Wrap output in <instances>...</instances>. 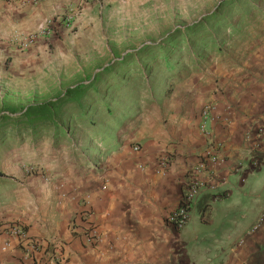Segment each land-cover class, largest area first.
I'll list each match as a JSON object with an SVG mask.
<instances>
[{
    "label": "crops",
    "instance_id": "0c3cea01",
    "mask_svg": "<svg viewBox=\"0 0 264 264\" xmlns=\"http://www.w3.org/2000/svg\"><path fill=\"white\" fill-rule=\"evenodd\" d=\"M79 1L0 0V42L31 35ZM94 9L88 4L82 10L75 19L77 30ZM41 41L33 53L48 48ZM260 50L254 53L257 60L207 61L178 81L175 91L152 97L154 110L140 113L134 123L138 130L130 139L137 143H84L83 157L75 164L57 162L49 175L31 178L23 187L16 180L0 181V225L19 220L29 236L58 240L68 264H264V138L257 137L264 125ZM206 105L226 121L207 122V133L201 130ZM129 115L122 114L121 121ZM214 150L222 161L211 170L217 191L224 193L203 192L188 226L177 232L165 218L179 204L200 157ZM169 153L168 171L158 174V160ZM83 196L91 201L92 221L105 234L94 248L85 247L71 229ZM3 229L0 264H29L21 262L16 243L3 250L8 239Z\"/></svg>",
    "mask_w": 264,
    "mask_h": 264
},
{
    "label": "rangeland",
    "instance_id": "374dc122",
    "mask_svg": "<svg viewBox=\"0 0 264 264\" xmlns=\"http://www.w3.org/2000/svg\"><path fill=\"white\" fill-rule=\"evenodd\" d=\"M106 2L80 0L59 15L78 12L77 19L88 4L95 6L80 29L75 21L74 32L42 40L48 48L38 54L32 51L40 42L26 52L13 40L0 42V118L62 98L76 86L100 83L84 102L92 121L68 105L56 128L34 133L1 126L0 181L16 180L23 187L31 178L49 175L57 162L75 164L84 143H137L130 139L138 130L134 123L140 113L154 110L151 99L159 92L175 91L178 81L207 61L255 60L257 47L264 55V0ZM15 53L29 57L14 61ZM178 64L174 72L168 69ZM106 97L118 103L115 120L101 107ZM133 105L136 110L120 121L124 107Z\"/></svg>",
    "mask_w": 264,
    "mask_h": 264
},
{
    "label": "built area",
    "instance_id": "2783aa9c",
    "mask_svg": "<svg viewBox=\"0 0 264 264\" xmlns=\"http://www.w3.org/2000/svg\"><path fill=\"white\" fill-rule=\"evenodd\" d=\"M8 2H20L21 0H6ZM40 1V0H35ZM76 15L70 13L58 20H49L42 24L35 34L19 36L12 43L20 51H28L31 47L41 40H52L61 32H74V23ZM212 105H206L203 109V124L201 130L207 133V122H224L220 115L212 113ZM226 122V121H225ZM257 137L264 138V125L258 127ZM260 144L256 148H259ZM135 152L140 151V147H134ZM172 155H163L157 163V173L165 175L172 163ZM222 159L217 151L208 152L200 157L198 164L189 173L183 195L179 204L172 209L166 216L165 221L171 225L177 232L183 231L191 219V211L194 203L203 192L209 191L222 196L224 192H218L215 184L214 172L211 170L221 163ZM142 169H144L142 167ZM62 186H60L61 188ZM83 209L78 212L73 219L71 229L76 233L77 238L88 248H94L104 242L105 234L100 226L92 221L91 201L87 196L82 197ZM4 228L3 232L8 239L4 242L3 250L9 251L12 244L16 243V249L20 253L21 262L28 261L29 264H68V256L65 252L64 244L52 238L31 237L22 221H12L0 225Z\"/></svg>",
    "mask_w": 264,
    "mask_h": 264
},
{
    "label": "trees",
    "instance_id": "16d2710c",
    "mask_svg": "<svg viewBox=\"0 0 264 264\" xmlns=\"http://www.w3.org/2000/svg\"><path fill=\"white\" fill-rule=\"evenodd\" d=\"M179 66L180 64L176 66L171 65L168 67V69L174 72V70ZM99 85L100 83L97 82L90 86H76L72 89H69L66 95H64L62 98L26 107L22 114L16 117L12 114H5L3 118H0V120H3L0 121V127L5 126V124H10L11 126L17 127V129L22 128L23 130L34 133L41 128L43 129L44 127L56 128L58 126V121L64 120L66 118L65 108L68 105L79 107L81 113H85L83 114V116L86 118L85 120L92 121L93 113L91 111L87 112V107L84 106V102L90 93L97 92ZM100 100L101 99H98V101ZM105 100L107 101H102L103 103L101 107L106 108L108 115L115 120L117 118V114L114 113V110L118 103L113 98L109 100V97H106ZM133 102H139V99H136ZM124 110L126 111L123 113V115H127L135 111L136 108L134 105L131 107L125 106ZM121 118H123V116L118 117L120 121Z\"/></svg>",
    "mask_w": 264,
    "mask_h": 264
}]
</instances>
